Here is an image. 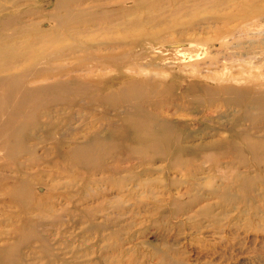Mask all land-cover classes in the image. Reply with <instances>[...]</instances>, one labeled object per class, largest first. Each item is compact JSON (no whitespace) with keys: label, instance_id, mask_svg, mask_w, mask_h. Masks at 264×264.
<instances>
[{"label":"rangeland","instance_id":"1","mask_svg":"<svg viewBox=\"0 0 264 264\" xmlns=\"http://www.w3.org/2000/svg\"><path fill=\"white\" fill-rule=\"evenodd\" d=\"M10 1L16 4L7 3V9L0 13V35L17 34L24 38L2 45L4 50L11 49L12 54H0V67L20 56H24L22 64L25 65L29 54H19L18 48L26 43H32L39 50L43 46H51L36 40L35 35L52 28L54 24L49 16L55 5H49L50 0ZM110 2L113 1H85L82 7L92 5L93 16H102V6ZM141 10V14H134L133 17L142 18V22L131 31L132 35L138 34L139 37H133V43L119 41L121 46L117 49L112 48L117 42H110L117 39L119 33L104 32L105 28H98V24L84 29L83 33H69L73 34L75 40L56 34L55 39L60 38L63 45L72 42L78 44L74 56L68 55L70 57L56 63L66 68L80 65L63 75L62 79L71 80L79 76L91 80L89 83L104 82L106 85H110L108 79L112 77L117 80V85L134 79H154L159 83L169 81L181 94L192 85L194 95L184 102L185 107L179 101H166L165 104L164 101L161 104L156 101L163 99L162 95H169L170 90L160 86L152 91L155 96L149 100H153L151 107L157 105L155 113L170 118H203L208 115L210 121L202 120L194 139L185 143L209 148L197 153L199 156L191 165L167 164L159 154L152 164H148V159L153 158L154 154L148 149L130 150L128 146H133L134 141L140 139L133 137V132L122 131L113 137V141L116 145L124 144L127 147L101 158L106 167L104 172L88 174L82 167L84 160L91 151H96L99 142L80 143L84 141L81 134L71 138L70 134L63 135L61 132L60 137L65 144L60 145L58 140L51 143L50 133L45 130V118L54 119L51 123L56 124L68 117L71 110L67 106L59 112L55 106L73 93L82 94L77 92L79 86L68 87L61 93L59 90L45 93L42 100H39L41 95L37 96L30 101L29 107L26 102L29 99L23 98L25 103L22 106L25 108L20 109H17L22 99L17 87L19 84L7 86L6 90L0 89V109L4 110L8 104L6 107L10 112L8 116L0 115V118H10L5 122L13 121V124L18 120L14 118H22L21 124L28 122L36 125L35 135L43 142V145L35 147V143L29 140L30 135L28 139L24 137L23 142L29 141L33 149L26 152L28 155L15 160L31 168H23L20 174L37 173L36 178L41 179L42 185L36 187V192L38 195L47 192L46 195L50 196L46 197L50 202L38 204L43 208L49 203V211L37 213L31 208L27 213H20L24 208L1 195L5 190L0 191V264H171L174 262L169 260L171 256H176L181 264H264V186L256 177L260 168L264 176V154L259 164V158L257 161L253 158L252 150L242 146L249 141L254 142L253 147L263 146L264 153V139H254L264 136V129L258 131L254 138L229 132L232 123L243 114L240 115L241 112L236 111L235 107L223 108L216 102L208 108L204 107L200 100L203 93L198 89L200 83L202 88L220 83L244 87L264 82V0H149ZM143 32L149 35L141 37ZM46 34L44 38L37 37L50 43L51 36ZM2 43L0 37V45ZM111 53L123 60L121 67L101 60L102 56ZM96 56L100 57L96 59ZM93 88L82 95L95 100L101 93ZM16 92L19 94L17 101L10 102ZM148 93L145 91V95ZM144 97L146 100L143 103L148 105V96ZM39 103H51L48 107L49 117L41 116L42 107L36 112L34 108V113L27 112ZM122 112V109L108 112L106 106L99 105L90 113H109L116 118L114 121L118 125L122 121L120 118L126 116ZM83 115L89 118L87 112ZM73 117L77 121H73L72 129L84 132V128H78L83 118L80 115ZM248 124V120L243 122L242 129ZM220 125L223 133L219 136L213 129ZM194 128L195 125H192L191 129ZM101 129V135L106 136L107 131ZM220 137L233 142L228 144L232 155L239 154L233 147L235 143L247 150V153L244 150L246 156L243 161L238 159L237 163L231 164L228 155H224L220 163L204 159V155L213 152V140ZM171 143L170 140L167 151L174 155L176 148ZM75 144L80 145L75 148ZM222 153L216 149L213 155ZM28 159H33L34 163H25ZM97 160H92V164ZM97 164L91 165L92 168H99ZM143 168H150V173H141ZM235 171L241 176L245 174L256 179L240 188L230 184L231 203L222 205L217 198L208 199L207 191L220 185L226 177L230 178ZM189 173L201 186L198 191L186 194L187 184L184 182ZM144 182H148V185ZM9 184V180L0 181V186L8 187ZM9 192L11 198V190ZM195 194L207 198L201 205L208 203L213 213L190 220L187 215L173 211L172 200L186 196L182 200L191 201ZM238 197L241 202L236 199ZM221 208L228 211L222 213ZM174 220L181 224H174ZM44 246L47 248L44 249Z\"/></svg>","mask_w":264,"mask_h":264},{"label":"bare ground","instance_id":"2","mask_svg":"<svg viewBox=\"0 0 264 264\" xmlns=\"http://www.w3.org/2000/svg\"><path fill=\"white\" fill-rule=\"evenodd\" d=\"M85 1H91V0H55V2H53V0H50L48 2L49 5H52V3L55 5L53 7V11L49 16L50 21L53 22L54 25L52 26V28L46 31L47 33L50 34L49 36H51L50 43L47 40L42 41L38 38V37L44 38L47 35L45 31L44 33L36 34L35 38L39 42L41 41L47 46L51 44V46L50 47L43 46L42 48H40L41 50H39L38 48L32 46L33 45L32 43L30 44L26 43L25 46H21L20 48L17 47L19 50V54L21 55L29 54L28 57L29 60L27 59V63L23 65L22 61L24 60V56H20L17 59H15V61H13L12 63L11 62L8 63L9 61L8 60L3 67H0V89L6 90L7 86L13 87L19 84L17 87L19 93L22 95V99L19 100L20 103L17 109H20L23 107L22 106V103L24 102L23 98L29 99L28 101H26L29 107L30 106L29 103L31 100L35 99L37 96L39 97L40 95L41 96L39 100H42L44 99L45 93H49L55 90H59L60 91L59 93H61L63 89H67L68 87L79 86L80 90L77 92H82L83 94L88 89L91 90L93 88L90 87L91 85H95L93 89H95L96 92L101 93L98 97H95L96 98L95 100H89L82 94L73 93L72 96L63 98L62 102L59 103L57 106H55V109L56 108L58 109L57 112L64 110L62 108L64 106H67L68 107L67 109L71 110V113L67 114L68 117L63 122L52 124L51 121H54V119L45 118L46 119L45 130L48 133H50L49 141H51V143H54L56 140H58L60 145L65 144V141H63L60 137L61 132L63 133V135H66V133L70 134L71 138H75L77 134H81L84 141L80 143H88V142L91 143L94 140L99 142V146L96 149V151L95 152L91 151L90 155L86 157L84 160V164L82 167L88 172V174H97L98 171L104 172L106 170V167H105V163H103V161L102 162L100 161L101 158L105 157L108 154L114 153L117 150L123 149V147L124 148L127 147L124 144L123 146L116 145L114 144L113 141V137L117 136L118 133L127 130L131 132V134L133 132L134 134L133 137H137L138 139H140V141H134L135 143L133 146H128L130 150L132 148H137V150L148 149V151L151 154H154L153 158L148 159L147 161L148 164H152L154 159L159 154V156H161V159L163 158V160L167 164L174 163L179 165L182 164L191 165L193 163V160L196 159L197 156H199V154L197 153L202 152L209 147L204 148L203 146L201 148L198 144L186 145L185 142H189L194 139L196 130L200 129L199 123L202 120L209 122L210 121L209 116L205 115L203 118L192 116L191 118L180 119L178 117L170 118L168 116L159 115L155 113L156 111L155 108L157 105L155 104V108L151 107L153 100L150 101L149 99L155 96L154 93H152V91H155L157 89V86H160L162 89L170 90L169 95L167 96L162 95L163 99L161 98L156 101H159L160 104L163 103V101L164 104L166 101H168L169 103L173 101H179L181 102V106L185 107L184 102L187 99H189L190 96L192 97L194 95L192 92L193 90L192 85H189L186 88L185 93L181 94L178 91V88H174L175 85L170 83L169 81L159 83L154 79H146L147 81L134 79L132 81L125 82L120 85H117L116 83L117 80L114 77L108 79L110 85H106L104 82L103 83L99 82L94 84L89 83L91 82V80L82 79L79 76H76L71 80L62 79L63 75L72 72L74 69H76V67L80 65L75 64L72 65L71 67L66 68V67H60L56 63L64 61L65 59H67L72 55L74 56L76 52L75 49L76 47H78V44H76V42H72L71 44L63 45V42L61 41L60 38L55 39V37H57L55 36L56 34L63 35L69 40L72 39L75 40L73 34L83 33L85 30H88L93 26H97L98 24L99 26L98 28L101 29L105 28L104 32L116 31L119 33V36L116 37L117 39L110 42V43L117 42L115 45L112 46L113 49H117L121 46L119 41L122 40V42L124 41L125 43L128 42L133 43L134 42L133 37L135 36L139 37L138 34L132 35L131 31L134 28H137L136 26L142 22V18L136 19L133 16L134 14H138V15L141 14L142 12L141 9L145 6V3L149 2V0H112L113 2L110 3L114 6L110 5V3L103 5L102 7L104 8H101L103 9L102 11L103 15L93 16V10H91L93 9L92 5L86 4V7L85 6L82 7ZM7 3L10 5L16 4L14 2H11L10 0H0V13H2L7 9ZM245 11H243V13ZM66 27L68 28L66 29ZM72 32L73 34H69ZM146 34L149 35L148 33L143 32L140 34V36L144 37L146 36ZM0 37H2L3 40V43L0 45V54H8V56L12 54V52L10 53L11 49L10 51L4 50L2 49L3 48L2 45H5L6 43L13 40L16 41V39L20 41L21 39L24 38V36H19L17 34H12L10 36L1 34ZM135 39L137 38H134V40ZM183 50L184 49L182 48L181 51ZM8 56H6V58H8ZM99 57L100 56H96V59ZM101 60L105 62H109L110 64H112L117 68L121 67L123 62V60L117 54H113V53L102 56ZM80 61L81 60H79L78 62ZM83 69L84 70L86 69L85 66L83 67ZM81 79L83 81H81ZM198 89L199 92L203 93L201 99L200 98L199 99L203 102L204 107L208 108L209 106H212L216 102L222 105L223 108L235 107L236 111L239 110L238 112H241L240 115L243 114L239 118H236V120L232 123L231 128L228 129V131L230 130L231 132L235 133L237 136L245 135V137L253 136L254 138L257 137L258 131L264 129V127L262 128V125L264 124V82H260L256 86H244V87L230 86L227 84L220 83L214 87L208 85V86H203L202 88L200 83ZM145 91L149 92L148 95H145ZM17 96L19 97V94L16 92L14 94L13 99L10 102L17 101ZM144 96H148L147 99L149 100L148 103V105H150L149 108H145V106L148 105L143 103L146 100ZM0 97H2L1 93H0ZM51 97H54V95H51ZM45 103H39L33 108L27 110V112L34 113L33 110L34 108L36 112L38 111L39 108L42 107L41 116L49 117L50 112L48 110V107L51 103L48 104ZM40 104L42 105L39 106ZM99 105H102L103 107L106 106L108 112L110 110L117 112L118 109H122L123 115L126 116H124L125 118H120L122 120L121 124L118 123V125H116V122L114 121V119L116 118L111 117L109 113L99 114V115L90 113L92 110L97 109ZM6 106L8 107V104L4 106V110L0 109V115L5 114L6 116H8V114H10ZM84 112H87L89 118H85V116L83 115ZM74 115H80V117L83 118L78 128L82 130L84 128V132H79L72 129L73 121L74 120L77 121V118L73 117ZM6 119H10V118H0V150H2L0 157V167H1L0 181L3 180L5 182L9 180L10 184L8 187L0 186L1 187L0 191L5 190L4 191L5 193L1 195L8 198L9 201H12V203L17 204V206L23 207L24 210H21L20 213L23 212L27 213L31 208L33 210H37V213H40L42 211H49L50 210L49 203H47L43 208H40L38 206V204H40L43 201L50 202V199L48 198L46 199V197H50L49 195H46L47 192L46 193L44 192L43 195H38L39 193L36 192V187L42 185V183L40 182L41 179L36 178L38 174L37 173H33L32 175H30L29 173H23V175L20 174L23 168L28 169L31 167L25 165L22 166V163H19L17 160H15V158L23 157L24 154H27L26 153L27 151L33 149L29 141L25 143L23 142L24 137L28 139V136L30 135L29 140L31 143L33 142L35 143L34 144L35 147L41 144L43 145V142L39 141L35 135L37 126L36 125L33 126V124H30L28 122L26 124H21L20 120L22 118H14V119H18L16 122L17 124L16 123L13 124V121L5 122ZM120 119L117 118V121L120 122ZM247 120L249 122L248 126L245 129H242V123ZM8 123L11 124L13 127H11V125L8 126L7 125ZM192 125H195L196 128L191 129ZM221 126L222 125L213 129L214 131L219 133V136L220 134L223 133L221 130ZM101 128H104L107 131L108 134L106 136L101 135L102 133ZM237 129H240V131H237ZM204 133L205 132H202V134ZM254 139L261 140L264 139V136H261V138L258 137ZM170 140L172 141L171 144H173L176 148L174 155L172 154L173 152L167 151V149L170 146ZM213 141H214L213 146L211 148L213 149L212 154L210 153L204 155V159H206L211 163L219 162L221 158L224 159L223 157L224 155H228L227 158L231 159L230 162L231 164L237 163L238 159L243 161L244 157L246 156L244 153L245 148L251 149L253 158L256 161L257 158H259L257 162L259 164L262 163L264 153H263V146L261 145L259 146L260 148L253 147L252 144L254 142L249 141L247 144L244 143V145L242 146L245 148H242V146H237L235 143L233 147H235L238 150L239 154L232 155V153H230L228 150L229 149L228 144L231 145L233 143L232 141L228 139L225 140L224 138L221 137L218 140H213ZM79 145L80 144H75L74 147L76 148ZM257 148H259L258 151ZM216 149L223 151L222 155H217V154L213 155ZM245 151L247 153V150ZM96 156L99 157L94 159V157ZM92 160H97L95 163H98L97 165H99L100 167L96 169L92 168L91 165L95 164V163L92 164ZM27 162L29 164L34 163L33 159H28L26 160L25 163ZM149 170L150 168H143L141 173L148 174L150 173ZM5 172H9V173L6 174ZM261 173L262 171L260 168V173L258 172L257 174L258 176L256 177L258 178V182H260L264 186V176L261 175ZM187 176L185 177V182H184L187 184V189L185 193L188 194L189 192H192L194 190L198 191L201 185L197 183L195 180H193V175H191L190 173L187 174ZM228 177H226L220 185H216L215 188H213L210 191H207V195H209L208 199L217 198L220 200L222 205L225 202L231 203L232 200L230 201V196H232V194L230 193L229 190L230 184H236L240 188L241 186H244L246 183L249 184L255 181L254 179H256V177L253 178L249 175L246 176L245 174L241 176V174L238 171L233 172L230 178ZM84 182H86V180ZM144 184L148 185V182H144ZM9 190H11V198H10ZM184 197L186 196H183L182 198ZM182 198L172 200L171 202V204L173 203L172 205L173 211L176 214L177 212H181V215H187V218L192 220L193 218L203 217L207 214L213 213L208 203L201 205L203 202H205V200H207V198H204L201 195L195 194L191 198V201L190 200L185 201L182 200ZM236 199H238V201L241 202L240 197ZM226 206L229 207V205ZM115 207L116 209H118L117 208L118 206ZM226 211L228 210L222 209V213ZM174 224H181V223L174 220ZM45 248L47 247L44 246V249ZM175 257L171 256V259L169 258V260H171V262L174 261L175 264H181V260H178ZM174 262L172 263L174 264Z\"/></svg>","mask_w":264,"mask_h":264}]
</instances>
